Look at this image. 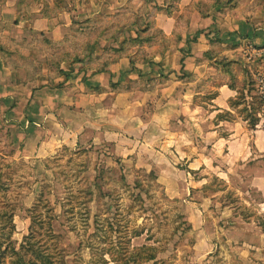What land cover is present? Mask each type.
Instances as JSON below:
<instances>
[{"label":"crops","instance_id":"1","mask_svg":"<svg viewBox=\"0 0 264 264\" xmlns=\"http://www.w3.org/2000/svg\"><path fill=\"white\" fill-rule=\"evenodd\" d=\"M26 1L0 0L2 113L12 110L34 123L42 118L57 128L62 123V144L141 156L156 171L163 167L158 160L173 151L178 175L195 188L207 183L205 173L227 177L236 163H252L253 183L264 195V130L251 127L245 117L253 65L240 50L245 41L264 42V26L222 12L210 23L217 11L205 15L198 9L188 28L186 12L200 0H184L172 16H154L165 43L146 44V51L136 54L137 47L106 52L109 43L102 40L98 59L67 57L60 72L58 53L76 52L71 40L78 28L71 25V13L47 17L42 8L26 9ZM205 21L210 28L203 31ZM86 31L79 32L82 42L89 39ZM109 54L110 64L98 70ZM245 79V100L233 104Z\"/></svg>","mask_w":264,"mask_h":264},{"label":"rangeland","instance_id":"2","mask_svg":"<svg viewBox=\"0 0 264 264\" xmlns=\"http://www.w3.org/2000/svg\"><path fill=\"white\" fill-rule=\"evenodd\" d=\"M79 1H69L71 25L79 32L88 29L85 36L91 39L98 29L123 26L137 13L148 11L155 20L157 7L165 4ZM206 1L186 12L184 26L193 28L200 6L205 15L217 11L210 23L222 12L264 26V0H220L210 11L213 0ZM52 3L27 0L25 7L43 10ZM183 7L188 10L189 4ZM210 23H202L203 31ZM77 30L71 43L79 49L83 38ZM138 49L146 51L145 46ZM31 118L0 111V208H16L18 239L32 217L34 225L44 220L41 244L58 250L67 264H118L107 252L113 241L120 254L145 244L157 246L156 264H264V195L253 183L252 163H236L227 177L205 173L207 183L195 188L178 175L173 151L158 160L163 167L156 171L141 156L64 145V124L57 128L41 118L36 127L40 123ZM6 259L11 264L12 258Z\"/></svg>","mask_w":264,"mask_h":264},{"label":"trees","instance_id":"3","mask_svg":"<svg viewBox=\"0 0 264 264\" xmlns=\"http://www.w3.org/2000/svg\"><path fill=\"white\" fill-rule=\"evenodd\" d=\"M69 1L75 2L77 0H53V4H50L43 9L44 14L49 17L51 12L60 10H70ZM151 4H155V0H147ZM179 0H165L164 5H159L156 12H165L172 16L175 10H178L177 2ZM79 2H82L80 0ZM220 0H213L210 4L209 11L214 9ZM201 11L202 8L200 6ZM207 12V10H206ZM97 37L95 39L89 38L87 41L82 42V45L76 48L74 54L71 53H58V69L60 72H64L63 68H60L62 61L67 60V57H73L75 62L86 61L92 62L98 59L97 49L102 40L107 41L109 45L105 47L106 52L117 51L126 52L132 47H137L136 54H139L141 50L138 48H144L146 44H153L156 41H162L165 43L166 37L162 29L157 27L156 20H150V13L148 11L137 13L129 22L123 24V26H108L97 30ZM158 34H160L158 36ZM159 37L163 39L160 40ZM118 45V46H115ZM140 50V51H139ZM82 52V53H81ZM81 54H84L85 58L81 60ZM163 52L162 55H164ZM132 55V54H131ZM111 54L102 60L101 66L98 70H105L110 64ZM254 81L252 80V83ZM247 85V79L244 80L239 87V97L236 100H232V103H243L245 100V88ZM230 86L237 87V83L234 80L230 81ZM260 109V101L253 106L245 105L243 110L245 117L248 119L251 127H256L259 117L258 111ZM104 172V171H103ZM105 178L104 173H102ZM16 208H0V264H9L6 257L12 258L11 264H67V258L58 253V250L50 248L49 245L41 244V234L44 225V220H35L37 224L34 225L33 218L31 217V223L28 226L27 232L23 234L22 239L17 238L18 228L15 221ZM36 219V218H35ZM39 221V222H38ZM264 229V222H261ZM53 226V224H52ZM52 229V227L49 225ZM57 242H55V247ZM133 249V248H132ZM126 249V251L120 254L114 241L108 249V253L111 256V260L118 262V264H145L154 262L158 257L159 249L155 245H142L135 247L133 250ZM132 250V251H131ZM101 264V263H98ZM105 264H110L107 260ZM151 264V263H149Z\"/></svg>","mask_w":264,"mask_h":264},{"label":"built area","instance_id":"4","mask_svg":"<svg viewBox=\"0 0 264 264\" xmlns=\"http://www.w3.org/2000/svg\"><path fill=\"white\" fill-rule=\"evenodd\" d=\"M241 53L253 65V91L247 100L248 106H253L260 101L258 111L259 121L257 127L264 130V42L254 43L245 41L240 47Z\"/></svg>","mask_w":264,"mask_h":264}]
</instances>
